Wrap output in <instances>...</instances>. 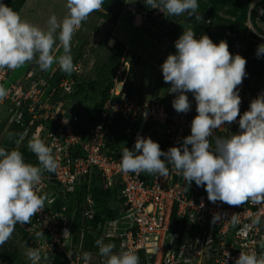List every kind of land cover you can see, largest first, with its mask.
Returning <instances> with one entry per match:
<instances>
[{"label": "built area", "instance_id": "1", "mask_svg": "<svg viewBox=\"0 0 264 264\" xmlns=\"http://www.w3.org/2000/svg\"><path fill=\"white\" fill-rule=\"evenodd\" d=\"M151 10V16L162 13L159 9ZM252 34L258 44H264L263 33ZM225 35L230 36L227 31ZM200 37V33L195 34V38ZM244 49L245 44L235 40L231 54L242 56ZM74 65L72 75L79 77L80 62ZM59 68V64L55 63L47 71H42L37 64L27 69L19 82L10 79L12 70L0 69V85L8 92L0 101V121L8 125L22 124L26 120L20 141L38 136L52 148L58 163L53 175L49 178L42 176L38 185L39 194L48 197L44 209L32 218L31 223L16 225L28 241L26 253L29 248H38L42 257L47 256L39 264H52L55 257L64 264H86L82 248L86 226L81 227L78 245L72 251V236L75 232L73 215H69V209L64 203L73 197L79 187L84 186L81 220L89 226L95 215L94 201L90 195L94 186L101 190L116 189L117 197L122 201V213L119 216L98 224L102 238L115 240L114 245L119 252H135L139 264H235L240 252L255 251L258 256L264 255V248L260 247L264 244V204L252 205L249 202L241 206H230L220 201L212 203L203 186L198 187L192 182L187 188L182 174L174 171L172 165H168L170 174L166 177L146 172L123 173L121 153L124 148L105 145L106 126L112 124L113 118L120 120L126 133L132 135L129 150L134 148L138 134L158 142L163 151L178 146L184 137L191 134V122L198 114L192 93L191 110L186 114L177 113L172 107L175 94L169 93L170 84L165 83L164 87L161 85L164 83L163 74L161 68L157 67L161 81L151 96H120L121 92L115 90L117 84L113 82L114 86L103 104L99 121L77 132L76 119L68 112L63 99L64 95L74 91L73 77L56 78V75L59 76ZM119 79L117 74L116 80L123 88ZM240 88L244 89L243 84ZM261 92H264V69L253 92L248 93L249 103ZM57 96L61 99H56ZM238 121L239 118L216 129L213 138H210L211 142L220 134L239 132ZM49 180L61 191L60 200L63 205L59 209L51 208L58 195L47 191ZM52 193L55 197L49 200ZM214 214H220L223 219L212 223ZM233 214L237 215L235 225L231 222ZM257 215L261 217V222L253 226L252 220ZM172 218L177 223L186 224L183 232L173 231ZM65 228L71 235L64 239ZM41 232L44 235L38 236ZM0 264L32 262L27 255L22 263L0 255Z\"/></svg>", "mask_w": 264, "mask_h": 264}, {"label": "clouds", "instance_id": "2", "mask_svg": "<svg viewBox=\"0 0 264 264\" xmlns=\"http://www.w3.org/2000/svg\"><path fill=\"white\" fill-rule=\"evenodd\" d=\"M104 2L67 0L68 14L62 21L52 15L46 30L0 3V69L15 70L35 59L42 71H47L55 62L62 72L71 74L75 70L71 55L73 35ZM144 3L168 15L204 18L198 15L197 0H145ZM57 39L64 54L54 57L52 51ZM113 44L114 40H110L109 45ZM175 48L176 52L170 53L162 63L161 71L164 82L170 84L169 93L175 94L172 107L177 113H188L191 102L187 93L194 96L198 114L191 122V134L167 151L150 137L138 134L134 148L122 150L121 171L166 177L170 174L168 165H172L174 171L182 174L187 188L192 182L203 186L212 203L264 204V92L240 115L242 101L237 86L248 75L246 58L231 54L226 40L216 44L206 34L195 38L190 28L175 41ZM256 55L257 58L264 55V44L258 45ZM7 95V90L0 85V101ZM238 116L240 131L230 137H215L213 144L210 138L214 131L225 123L235 122ZM28 148L37 156L39 166L26 163L18 150L0 147V246L11 238L18 223H31L44 209L48 197L39 194L38 185L44 172H55L58 168L52 148L38 136L29 140ZM221 219L220 214H214L212 223ZM231 222L236 224V214L231 216ZM260 222L261 217L257 215L252 225ZM69 235L71 232L65 228L64 239ZM96 245L100 255L107 258L106 264H139L138 255L131 250L114 253L115 245L104 244L102 240H97ZM260 247L264 248V244ZM26 255L32 264L47 259L38 248H29ZM90 259V254L84 252L86 264ZM235 264H264V255L258 256L255 251L240 252Z\"/></svg>", "mask_w": 264, "mask_h": 264}, {"label": "rangeland", "instance_id": "3", "mask_svg": "<svg viewBox=\"0 0 264 264\" xmlns=\"http://www.w3.org/2000/svg\"><path fill=\"white\" fill-rule=\"evenodd\" d=\"M261 1L262 6L258 8L255 20L258 28L264 32V0ZM28 2L19 11L21 18L45 30L48 27L47 22L52 15H55L58 21H62L69 11L66 7L67 0H32L29 4ZM140 4L137 0H125L119 19L114 25L90 14L87 20L83 21L81 27L74 33L71 41V55L73 63L80 62L81 73L76 79L73 77V87L75 82L79 81L83 82L85 86L87 85L86 96H79L77 98L79 102L76 101V104L81 105L83 103L85 108L90 110L108 82H116L118 84V80H116L117 74L118 79L123 76L121 80L123 86H127L131 81L130 90L133 96H138L139 94L151 96L155 91V86L161 81L160 73H157L156 68H161L167 56L170 53H174L175 41L179 36L185 30L194 27L198 22H196L197 19L195 18L189 19L187 14L172 16L162 12L159 15L151 16V24L147 19L137 14L136 9ZM251 7L252 4L250 5ZM205 23L210 24L211 32L216 35L212 41L218 44L221 41L220 34H222V30L214 22L210 23L207 20ZM246 24L250 27H247L249 31L259 33L251 25V22L247 23L246 21ZM170 25L175 28L174 37L168 34ZM110 39L114 40L113 45H109ZM229 51L231 53V47ZM63 54V47L57 39L52 55L56 57ZM78 55L80 57L77 59ZM27 68L28 64L25 63L22 67L12 70L10 79L19 82ZM262 69H264V63ZM126 76L130 78V81L126 79ZM65 77L71 78L72 73L66 74ZM162 86L164 87L165 85L162 84ZM187 95L192 103L191 93H187ZM239 95L241 100L249 101L250 99L246 90L240 91ZM66 106L68 109L67 104ZM82 116L84 117V113ZM83 117L77 119V121H81L78 124L79 130L87 125L83 120L85 117ZM5 126L6 124L3 125V121H0V137ZM237 133L234 132L232 134ZM120 138L126 141L130 137L121 135ZM90 195H92L91 192ZM76 202V196L66 200L65 204L69 209V215H73L75 212ZM94 204L97 206L96 209L104 206H115L110 199L102 202L94 201ZM3 245L15 253L18 262H25L28 241L17 233L16 229L11 238ZM113 252L119 253L116 245ZM89 254L91 257L88 261L89 264H106L107 258L101 256L100 253L91 252Z\"/></svg>", "mask_w": 264, "mask_h": 264}, {"label": "trees", "instance_id": "4", "mask_svg": "<svg viewBox=\"0 0 264 264\" xmlns=\"http://www.w3.org/2000/svg\"><path fill=\"white\" fill-rule=\"evenodd\" d=\"M26 0H3L1 3H4L11 7L13 10L19 13L20 9L24 5ZM125 0H105L101 9L98 11H94L93 15L101 18L102 20L110 23L112 25L116 24L119 19L120 13L123 9ZM145 0L141 1L140 6L137 7V14L149 21L152 24V10L151 6L145 5ZM199 8L198 15L204 17L201 21L196 20V24L191 29L195 34L208 35L215 39L216 35L211 32L210 24H206L207 20L210 23L218 24L219 28L222 30L220 34V40H226L229 48L232 47L233 41L237 40L243 42L245 44V49L242 54L244 58H246V72L247 76L243 79L244 89L240 88V85L237 86L240 91L246 90L248 93H252L255 85L258 83L260 74L262 72V65L264 63V55H261L260 58H257L256 52L258 47V42L256 41V37L252 34L251 31L248 30L246 26V21L249 16V20L251 25L256 29L257 32H264L258 28L256 24V12L260 6H262L261 0H197ZM253 3L252 7L250 5ZM168 15V14H167ZM195 21V20H194ZM230 34V37L225 35V32ZM175 28L170 25L168 29V34L171 37H174ZM176 49V48H175ZM174 49V51H175ZM80 57V55L77 56ZM76 61V60H74ZM78 62V61H77ZM76 62H74L75 64ZM28 68L31 69L37 66L35 59L32 62H28ZM26 69V70H27ZM25 70V71H26ZM59 76L56 75V78H64L66 73L62 72L60 68L58 69ZM75 79L77 78L74 74L72 75ZM53 79L55 77L53 76ZM126 79L130 81V78L126 76ZM75 86L73 87L74 91L72 94L64 95L63 99L65 100V104L68 105V112L70 115L74 116L76 119L75 131L78 132V124L81 121H77V119L82 118V114L84 113V121L89 124H96L100 119V112L102 110L103 104L108 97V93L111 88H113V82H108L103 88L100 97L94 103L92 108L89 110L85 108L84 104H76L79 96H86L87 85L85 86L83 82H75ZM131 81L127 86H123L120 96L130 98L133 96L130 90ZM162 85V83H161ZM165 85V82L163 83ZM91 87V86H90ZM77 88V90H76ZM56 99H61L56 97ZM240 105V115H242L246 110L249 109V101L241 100ZM79 102V101H78ZM76 104V105H75ZM237 118H240L239 116ZM112 124H107L106 126V136H105V145L106 147H129L132 143V135L126 133L125 126L122 123H119L120 120L111 119ZM25 122L22 124L10 123L6 125L2 131V135L0 137V147L6 148L8 151L18 150L20 151L25 159L26 163L32 164L34 166H39V161L37 156L28 148L29 138L20 141V137L25 128ZM3 125H5L3 123ZM121 135H127L130 138L128 140H122L120 138ZM232 134L218 135L217 137H230ZM214 144V140L212 141ZM147 174V173H146ZM53 172H44L43 177H51ZM48 182V190L52 191L58 195V199L51 204V208L59 209L63 205L61 202V191L57 185L52 181ZM84 186L79 187L73 197H77L76 202V210L73 213L72 221H73V229L75 232L72 236V251L78 245L79 242V232L81 227L84 225L86 228L84 229V235L82 240V248L84 252L87 253H97L99 254V247L96 245L97 240H102L104 244L115 243V240H104L101 235V230L98 228V224L102 223L106 219H112L119 216L122 213V201L117 197L116 189L114 190H101L97 187H92L90 192L92 193L91 197L95 202H102L103 200H111V202L115 205L114 207L104 206L100 209H96L97 206L94 204V219L90 221L87 226L81 220V201L84 197ZM71 197L70 199H72ZM69 199V200H70ZM65 204V203H64ZM69 211V210H68ZM173 223V231L183 232L186 224L185 223H177L175 219L172 218ZM16 232L19 233L24 239L25 236L21 234L20 230L17 226H15ZM0 255L3 258H10L11 260L17 261V257L14 252L10 251L8 247L5 248L4 245L0 246ZM52 264H64L58 257L53 259Z\"/></svg>", "mask_w": 264, "mask_h": 264}, {"label": "water", "instance_id": "5", "mask_svg": "<svg viewBox=\"0 0 264 264\" xmlns=\"http://www.w3.org/2000/svg\"><path fill=\"white\" fill-rule=\"evenodd\" d=\"M3 0H0V3L2 2ZM123 77V76H122ZM122 77L120 78V80H122ZM121 88H122V84L121 83H118L116 86H115V90L117 91V92H121ZM55 197V194L54 193H52L51 195H50V198H49V200H52L53 198Z\"/></svg>", "mask_w": 264, "mask_h": 264}, {"label": "crops", "instance_id": "6", "mask_svg": "<svg viewBox=\"0 0 264 264\" xmlns=\"http://www.w3.org/2000/svg\"><path fill=\"white\" fill-rule=\"evenodd\" d=\"M31 1H32V0H30V1L28 2V0H26L23 6H26V5H27V4H26L27 2H28V4L31 3ZM23 6H22V7H23ZM23 8H24V7H23ZM21 9H22V8H21ZM21 9H20V10H21Z\"/></svg>", "mask_w": 264, "mask_h": 264}, {"label": "bare ground", "instance_id": "7", "mask_svg": "<svg viewBox=\"0 0 264 264\" xmlns=\"http://www.w3.org/2000/svg\"><path fill=\"white\" fill-rule=\"evenodd\" d=\"M110 40H112V39H110Z\"/></svg>", "mask_w": 264, "mask_h": 264}]
</instances>
